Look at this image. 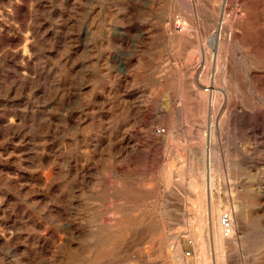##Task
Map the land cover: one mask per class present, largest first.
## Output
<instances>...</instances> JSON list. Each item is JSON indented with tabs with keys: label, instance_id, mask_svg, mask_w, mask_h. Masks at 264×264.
<instances>
[{
	"label": "rangeland",
	"instance_id": "374dc122",
	"mask_svg": "<svg viewBox=\"0 0 264 264\" xmlns=\"http://www.w3.org/2000/svg\"><path fill=\"white\" fill-rule=\"evenodd\" d=\"M191 1L0 0V264H264V55Z\"/></svg>",
	"mask_w": 264,
	"mask_h": 264
},
{
	"label": "bare ground",
	"instance_id": "6f19581e",
	"mask_svg": "<svg viewBox=\"0 0 264 264\" xmlns=\"http://www.w3.org/2000/svg\"><path fill=\"white\" fill-rule=\"evenodd\" d=\"M177 1L181 2L182 0H177ZM174 2H175V0H174ZM220 3H221V0H220ZM232 7H234L233 10H232ZM229 9H231L232 12H231L230 16H228V17L224 16L225 17L224 22L222 23L221 27L219 28L218 33L216 35L209 37L206 40V44H205L206 52H209L210 48H212L216 53H219L222 49H224L227 41L237 42L240 40L245 47L250 49L252 52L255 51V54H257L259 56L264 55V29L253 27L254 31L250 32L249 29H247V30L243 29L242 28L243 26L241 25V23H243V24H245L246 27H248V26L251 27V26H255L256 24L259 25V23L263 21V19H264V0H224V4H223L221 11H223V14H225L228 12ZM262 26L264 28V21L262 22ZM176 27L178 30V32H177L178 34H181L185 30L184 26L179 25ZM225 33H227V34H225ZM209 43L211 44L210 46H209ZM230 44L232 45V43H230ZM205 70H206V68H205ZM225 78H226V76H225ZM207 79H208V81L211 80L214 83L217 82L215 75L212 76L211 78L207 77ZM224 92H225V90H224ZM209 157L211 159V155ZM208 191L210 193V196L212 197V195H213V179H212V176H210V183H209ZM213 205H215V204H213ZM213 207H215V206H213ZM228 213L229 214H227V215L230 217V220H231V234H229V235H226L225 232L222 230L221 213L217 207L214 208V211L212 212V214H210L209 217L207 218L208 231H209V233H211L213 238H216L217 246L221 249H223L225 246H227L228 244L233 243L235 241L236 238H235L234 232H236V222H237L236 216L241 214L236 206H233L229 210ZM181 251L182 250L179 251V254H181ZM202 252H203V250H202ZM122 262L123 261H121V263ZM118 264H119V262H118Z\"/></svg>",
	"mask_w": 264,
	"mask_h": 264
},
{
	"label": "built area",
	"instance_id": "2783aa9c",
	"mask_svg": "<svg viewBox=\"0 0 264 264\" xmlns=\"http://www.w3.org/2000/svg\"><path fill=\"white\" fill-rule=\"evenodd\" d=\"M221 227L222 230L225 232L226 235L231 234V220L228 215H224L221 218Z\"/></svg>",
	"mask_w": 264,
	"mask_h": 264
}]
</instances>
